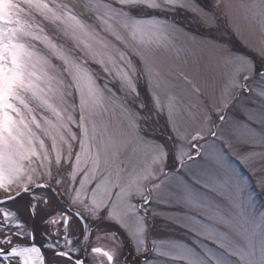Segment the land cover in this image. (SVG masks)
I'll return each instance as SVG.
<instances>
[{"label": "snow or ice", "instance_id": "snow-or-ice-1", "mask_svg": "<svg viewBox=\"0 0 264 264\" xmlns=\"http://www.w3.org/2000/svg\"><path fill=\"white\" fill-rule=\"evenodd\" d=\"M257 191L264 0H0V264H264Z\"/></svg>", "mask_w": 264, "mask_h": 264}, {"label": "rangeland", "instance_id": "rangeland-1", "mask_svg": "<svg viewBox=\"0 0 264 264\" xmlns=\"http://www.w3.org/2000/svg\"><path fill=\"white\" fill-rule=\"evenodd\" d=\"M211 90V89H209ZM256 201H257V204L260 205V204H264V193H260L259 191L256 192Z\"/></svg>", "mask_w": 264, "mask_h": 264}, {"label": "flooded vegetation", "instance_id": "flooded-vegetation-1", "mask_svg": "<svg viewBox=\"0 0 264 264\" xmlns=\"http://www.w3.org/2000/svg\"><path fill=\"white\" fill-rule=\"evenodd\" d=\"M106 243L107 242L106 241H103V240L100 242L101 246H106Z\"/></svg>", "mask_w": 264, "mask_h": 264}]
</instances>
